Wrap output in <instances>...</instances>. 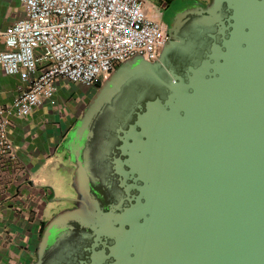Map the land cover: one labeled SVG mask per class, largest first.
<instances>
[{
  "label": "water",
  "instance_id": "95a60500",
  "mask_svg": "<svg viewBox=\"0 0 264 264\" xmlns=\"http://www.w3.org/2000/svg\"><path fill=\"white\" fill-rule=\"evenodd\" d=\"M207 13L216 31L184 77L169 70L165 84L163 46L155 62H123L95 91L83 128L124 90L112 117L136 194L118 228L96 231L113 240L107 254L83 264H264V0H214ZM77 196L89 214L88 194ZM68 219L85 216L76 208L49 225Z\"/></svg>",
  "mask_w": 264,
  "mask_h": 264
},
{
  "label": "built area",
  "instance_id": "2783aa9c",
  "mask_svg": "<svg viewBox=\"0 0 264 264\" xmlns=\"http://www.w3.org/2000/svg\"><path fill=\"white\" fill-rule=\"evenodd\" d=\"M24 17L0 30V72L24 85L0 103V170L14 160L7 130L50 102L60 81L97 88L123 62H155L163 26L146 0H18Z\"/></svg>",
  "mask_w": 264,
  "mask_h": 264
},
{
  "label": "flooded vegetation",
  "instance_id": "af4514ba",
  "mask_svg": "<svg viewBox=\"0 0 264 264\" xmlns=\"http://www.w3.org/2000/svg\"><path fill=\"white\" fill-rule=\"evenodd\" d=\"M213 2L146 0L147 12L163 26L166 35L163 61L158 69L165 84L169 81V70L184 77L187 68L196 66L208 52L211 42L206 34L210 30L216 31V22L207 13ZM223 10L221 8L220 13H217L221 17L226 16ZM96 89L79 90L78 99L68 108L69 112L75 113L76 118L71 127H77L78 142L62 144L63 148L69 145L66 149L72 159L73 176L78 179L79 185L81 176L85 181L86 192L79 187V191L74 194H88L84 201L89 205V214L83 209L80 196L64 202L73 210L80 209L85 221L68 219L49 225L54 221L53 217L47 226L42 224L38 237L39 243L44 240L41 255H38L41 249L38 250L37 245L31 264H83L89 263L92 254L106 255L107 247L113 245V240L96 236V231L107 225L118 228L120 215L128 207L130 197L136 194L130 188L132 182L127 174L128 168L123 164L125 158L117 149L118 142L115 141L118 127L115 126L112 109L120 108L124 102L122 87L112 97L110 104L105 105L104 110L83 128L88 116L87 109L96 98ZM161 90L163 92L165 88ZM159 98H164V92ZM150 99L144 98L139 104ZM130 116L128 123L133 119L132 114ZM110 138H114L111 143Z\"/></svg>",
  "mask_w": 264,
  "mask_h": 264
},
{
  "label": "crops",
  "instance_id": "0c3cea01",
  "mask_svg": "<svg viewBox=\"0 0 264 264\" xmlns=\"http://www.w3.org/2000/svg\"><path fill=\"white\" fill-rule=\"evenodd\" d=\"M23 17L24 10L18 0H0V30ZM23 85L16 76L0 72L1 105L9 106ZM56 86L55 94L68 86L87 91L63 81ZM51 101L26 117L11 118L7 130L14 160L0 170V264H31L39 244L40 226H47L60 212H50L51 204L78 198L74 194L77 187L72 159L62 146L73 130L75 113L66 109L60 116L48 115ZM55 190L58 194L71 195L58 199L52 195Z\"/></svg>",
  "mask_w": 264,
  "mask_h": 264
},
{
  "label": "rangeland",
  "instance_id": "374dc122",
  "mask_svg": "<svg viewBox=\"0 0 264 264\" xmlns=\"http://www.w3.org/2000/svg\"><path fill=\"white\" fill-rule=\"evenodd\" d=\"M204 1L205 3L208 0H201ZM79 90H77L76 88H72L70 86L68 87H64L63 89L60 90L59 93L55 94L53 101H51V103L48 105V111H50L51 113H48V115H52V116H56L64 113L66 111V109H68L72 103H74L77 99H78V95H79ZM51 107V108H50ZM53 196H55V198L58 199H67L66 197H69V195L71 194H58L57 191H54V194H52ZM50 200V198H49ZM66 202V201H65ZM69 207L68 205H66L64 202L62 203H58V204H51V208L49 209L50 212H59L63 213V212H69L72 211L73 208ZM50 212L48 215H50Z\"/></svg>",
  "mask_w": 264,
  "mask_h": 264
}]
</instances>
